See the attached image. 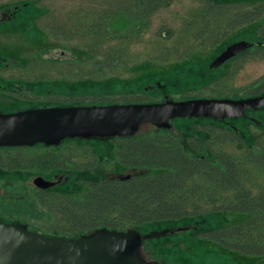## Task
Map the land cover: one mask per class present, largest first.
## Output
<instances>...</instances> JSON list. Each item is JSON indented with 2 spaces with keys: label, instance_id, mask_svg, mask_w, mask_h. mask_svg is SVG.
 Instances as JSON below:
<instances>
[{
  "label": "rangeland",
  "instance_id": "rangeland-1",
  "mask_svg": "<svg viewBox=\"0 0 264 264\" xmlns=\"http://www.w3.org/2000/svg\"><path fill=\"white\" fill-rule=\"evenodd\" d=\"M24 1L0 0V5L13 6ZM36 1L20 10L0 7V83L6 81L4 88L0 84L3 107L105 105L161 101L167 97L174 100L244 97L255 95L248 86L264 74V49L257 47L221 67L210 66L229 44L264 38V27L259 19L252 25L242 23L230 28L222 43L213 44L210 37L205 39L190 24L193 12L203 0H165L141 32L131 27L119 32L106 30L107 20L115 18L120 5L135 9L137 0ZM217 1L233 4V12L242 14L241 17L246 11L264 10V0ZM254 117L262 125L243 118L216 122L177 119L169 132L183 140L191 134L214 138L223 132L217 139L223 143L214 146L216 153L222 150L240 155L248 148H263L264 110ZM225 131L235 137L224 135ZM158 132L162 133V129L145 123L137 135ZM119 139L64 141L60 149H91L98 164L76 172L56 171L54 179L63 175V181L55 190H79L85 180L106 174L103 159L110 154L111 140ZM9 153L14 154L15 150L0 149V162L3 154ZM247 165L253 171L245 183L256 193L264 187V163ZM30 172L0 165V215L38 232L57 233L60 228L56 217L41 202ZM228 219L216 212L165 222L149 227L146 232L139 230L144 236L141 256L160 264H264L259 258L237 259L228 249L206 240L208 230L224 225Z\"/></svg>",
  "mask_w": 264,
  "mask_h": 264
},
{
  "label": "trees",
  "instance_id": "trees-1",
  "mask_svg": "<svg viewBox=\"0 0 264 264\" xmlns=\"http://www.w3.org/2000/svg\"><path fill=\"white\" fill-rule=\"evenodd\" d=\"M164 1L137 0L135 9L131 5H120L115 18L107 20L106 30L119 32L131 27L141 32ZM34 3L37 1L26 0L0 7L20 10ZM233 6L217 0H203L193 12L190 24L216 45L222 43L230 28L236 25H252L259 19L264 27V10L246 11L241 17L242 14L233 12ZM262 33L264 35V28ZM256 47L264 49V46ZM248 87L255 95L263 94L264 74ZM191 119L222 121L186 120ZM229 131L233 132L232 129ZM222 133L214 138L191 134L183 140L171 134L169 129H162V133L111 140L110 154H105L102 162L107 167L106 174L85 180L79 190L56 191L53 188L48 192L40 191L41 202L55 215L60 228L59 232L49 234L87 236L97 230L123 232L129 228L146 232L149 227L165 222L220 212L229 219L224 225L208 230L206 240L228 249L237 259L264 261V187L254 193L245 183L253 171L247 164L264 163V145L259 150L248 148L240 155L222 150L216 153L214 146L223 143L217 140ZM226 133L224 135L230 138L235 137ZM3 149L15 150L14 154H3V159L12 168L21 170L76 172L98 164L97 155L91 149L82 151L81 148L40 145ZM80 156L84 159H78ZM124 170L129 171L127 174H131V178L122 180L113 176Z\"/></svg>",
  "mask_w": 264,
  "mask_h": 264
},
{
  "label": "water",
  "instance_id": "water-1",
  "mask_svg": "<svg viewBox=\"0 0 264 264\" xmlns=\"http://www.w3.org/2000/svg\"><path fill=\"white\" fill-rule=\"evenodd\" d=\"M2 20H0L1 22ZM264 40L229 44L211 63L218 67ZM264 108V93L249 97H197L155 102L66 105L0 112V147L59 145L67 139L131 137L142 124L171 129L179 118L240 119ZM122 180L131 174H119ZM57 181L37 177L42 189ZM187 228H182L185 231ZM144 236L137 228L97 230L87 236H61L27 228L0 216V264H160L141 256Z\"/></svg>",
  "mask_w": 264,
  "mask_h": 264
},
{
  "label": "flooded vegetation",
  "instance_id": "flooded-vegetation-1",
  "mask_svg": "<svg viewBox=\"0 0 264 264\" xmlns=\"http://www.w3.org/2000/svg\"><path fill=\"white\" fill-rule=\"evenodd\" d=\"M252 48L253 47H250V48L246 49L244 52H241L238 55L232 57L231 59H228L227 61H225L223 64L219 65L218 67H221L222 65L226 64L227 62H229L232 59H238L239 57L243 56L246 52L250 51V49H252ZM210 66H211V63H210ZM218 67H212V68H218ZM7 83L10 84V82H7ZM0 84H2V88H4L5 87L4 84H6V81L3 80V81H1ZM9 84H7V85H9ZM249 96H256V95H248V96H244V97H249ZM211 97H230V96H211ZM237 98H240V97H237ZM164 100H161V101H164ZM148 102H155V101H148ZM66 105H84V104H64V105L63 104H53V105H42V106H34V107L33 106H28V107H15V106L14 107H3V106H0V112H12V111H17V110H22V109H27V108H40V107H49V106H66ZM262 110H264V108H261L259 110L248 111L246 117H243V119L249 120V121L254 122V123L256 122L260 126V125H262V122L260 120H257V118H255L254 115L260 113ZM228 120H233L234 121L236 119H226V120H222V121H228ZM237 120H239V119H237ZM61 144H59L57 146L40 144V146L41 147H47V148H59ZM36 146H38V145L30 146V147H36ZM11 147H15V146H4V147H0V149L11 148ZM16 147H26V146H16ZM27 147H29V146H27ZM0 163H1L0 165L3 166L4 168L18 169V168H12L13 166L9 165V163L8 164L5 163L4 159H2V158H1V162ZM56 171H64V170H62V169H55V170H52V171H38V170H34V171H31L30 173L34 176L33 182L35 181V179L37 177H40V176L45 178V179H47V180H51V181H57V180H59L60 177H62V180H61V182H62L63 181V175H60L58 177V179H54V173ZM121 173H123V172H115L113 174V176L114 177H118V175L121 174ZM60 183H58V184H60ZM34 184H35V182H34ZM58 184H56L54 187H51V188H48V189L39 188L36 184H35V186L39 189V191L48 192V191H51L53 188H55ZM0 216L5 218V219H7V220L18 221V220H13V219L6 218V217H4L2 215H0ZM18 222H20V221H18ZM27 228H29V227H27Z\"/></svg>",
  "mask_w": 264,
  "mask_h": 264
}]
</instances>
